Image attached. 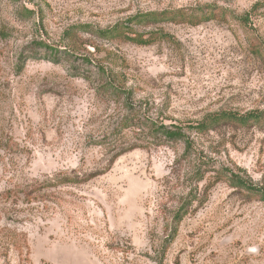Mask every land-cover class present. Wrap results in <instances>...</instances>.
<instances>
[{
  "label": "rangeland",
  "instance_id": "rangeland-1",
  "mask_svg": "<svg viewBox=\"0 0 264 264\" xmlns=\"http://www.w3.org/2000/svg\"><path fill=\"white\" fill-rule=\"evenodd\" d=\"M209 6L226 19L162 22L149 45L79 27ZM252 109H264V0H0V264H264V202L224 175L264 187V127L185 129ZM137 118L182 127L190 148Z\"/></svg>",
  "mask_w": 264,
  "mask_h": 264
},
{
  "label": "trees",
  "instance_id": "trees-1",
  "mask_svg": "<svg viewBox=\"0 0 264 264\" xmlns=\"http://www.w3.org/2000/svg\"><path fill=\"white\" fill-rule=\"evenodd\" d=\"M209 19H226L225 10L209 6V8H207L206 10L201 9L199 12L196 11V7L191 8L190 10L180 7L167 8L162 10L137 11L131 15H128L123 20L117 21L112 26L106 28L101 29L89 24H85L79 27L82 28L81 30L83 32L90 33V35L102 41L121 39L124 41L135 43L137 45H149L156 41L158 38L166 37V34H164L161 29L157 28V25L162 22L188 23L191 25H197L200 22ZM239 19L244 22L246 18L240 17ZM71 33H74V30L67 33L68 37L70 38H72ZM254 47L256 53L260 54L261 44L256 43ZM107 86L108 84H106L105 88H107ZM110 87V89L112 90L111 93L113 95L117 94L120 91L118 87ZM137 119L140 120V125L141 122L143 123L144 127H146L148 131V135L152 139L162 138L172 142L182 141L186 145V149H189L191 142L188 136L185 134L186 131H194L196 133L205 134L210 130L215 131L221 126H228L231 128H263L264 109H252L244 112L235 110H219L215 112H210L205 114L201 120L194 123H188L185 127L186 131H184L182 127H178L175 125L172 126V129H169L168 126H166L165 124H156L148 118ZM139 127L142 128L141 126ZM112 159L114 160L115 158ZM224 172V175L231 187L246 190L249 193L253 194L255 197H257L258 200L264 202V187L262 185L254 183L244 171L243 174H239L227 168ZM205 173V171L201 172L200 178H202ZM98 174L99 173L88 174L84 177V179L65 177L62 180H59V184L80 183ZM27 186L33 185L29 184ZM34 191L35 190L28 188V190L23 192L24 203L31 201ZM13 192L15 191L6 190L3 196L4 199H8V197ZM187 212L188 207L186 204L181 205L178 208L176 215L172 218L170 232L168 235V239L165 242V245H167L173 240L177 232L178 224ZM22 235V247L28 249L26 236L24 233ZM18 250H21V247H18Z\"/></svg>",
  "mask_w": 264,
  "mask_h": 264
}]
</instances>
